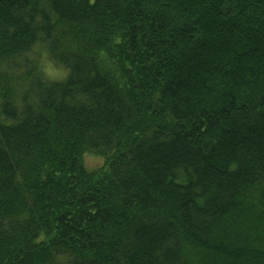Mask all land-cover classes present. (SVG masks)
I'll use <instances>...</instances> for the list:
<instances>
[{"label":"trees","instance_id":"obj_1","mask_svg":"<svg viewBox=\"0 0 264 264\" xmlns=\"http://www.w3.org/2000/svg\"><path fill=\"white\" fill-rule=\"evenodd\" d=\"M0 264H264V0H0Z\"/></svg>","mask_w":264,"mask_h":264},{"label":"rangeland","instance_id":"obj_2","mask_svg":"<svg viewBox=\"0 0 264 264\" xmlns=\"http://www.w3.org/2000/svg\"><path fill=\"white\" fill-rule=\"evenodd\" d=\"M39 53V50H36ZM37 55H32L31 60L34 61L38 59ZM41 67L44 70L47 78L50 80H61L64 76L67 75V71L63 68L57 67L49 57L43 56L41 57ZM84 163L88 171L92 172L101 168L104 165L103 159L94 156L93 154H85L84 155Z\"/></svg>","mask_w":264,"mask_h":264}]
</instances>
